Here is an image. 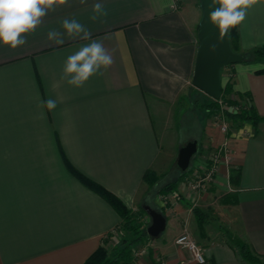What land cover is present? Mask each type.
<instances>
[{"label": "crops", "instance_id": "obj_1", "mask_svg": "<svg viewBox=\"0 0 264 264\" xmlns=\"http://www.w3.org/2000/svg\"><path fill=\"white\" fill-rule=\"evenodd\" d=\"M97 2L108 15L92 21ZM201 17L198 0H67L47 13L23 46L0 45V264H85L105 239H115L121 217L69 166L131 210L149 190L143 181L148 171L170 172L175 142L164 157L154 116L178 106L192 86ZM66 18L83 24L113 60L103 76L79 88L61 78L62 69L90 40L69 38L61 26ZM50 29L63 34V44L47 39ZM238 33L241 52L264 46V0L248 10ZM231 68L235 94H250L263 121L257 131L250 124L235 127L231 163L222 162L200 192L183 183L178 191L213 211L264 264V73H257L264 67ZM49 98L57 101L55 109L38 107ZM207 136L215 149L225 138L212 127ZM232 170L239 173L238 186L230 181ZM230 194L236 202L222 203ZM170 200L164 209L170 234L155 243L152 256L141 253L133 264H195L176 239L193 234L197 220ZM155 203L163 208L159 198ZM203 240L207 264H250L229 237Z\"/></svg>", "mask_w": 264, "mask_h": 264}, {"label": "clouds", "instance_id": "obj_2", "mask_svg": "<svg viewBox=\"0 0 264 264\" xmlns=\"http://www.w3.org/2000/svg\"><path fill=\"white\" fill-rule=\"evenodd\" d=\"M261 0H210L209 21L218 28L221 36L227 34L230 28L241 24L248 10ZM67 0H0V45L16 49L26 43V36L34 34L42 24L49 11L65 5ZM85 3V0H80ZM217 5H219L217 7ZM108 12L100 2L92 6L90 20L96 21ZM69 38L90 40L78 51L69 55L64 63L61 78L73 87H83L93 76H103L112 65V56L99 40L90 39V31L76 19H64L61 24ZM47 39L55 44H63V34L56 29H50ZM38 107L53 110L57 107L54 99L42 100ZM43 116V112L40 114ZM184 130L180 132L181 143L186 141Z\"/></svg>", "mask_w": 264, "mask_h": 264}, {"label": "rangeland", "instance_id": "obj_3", "mask_svg": "<svg viewBox=\"0 0 264 264\" xmlns=\"http://www.w3.org/2000/svg\"><path fill=\"white\" fill-rule=\"evenodd\" d=\"M198 4H199V0H198ZM245 64H250L253 66L256 65L257 67H264V61L257 62V63L249 62ZM231 67L232 66L227 67L222 70V78H223V83L225 86H227L229 83H231V85L234 83L235 76H234L233 69ZM195 89L196 88H194L192 85L190 89H188V91L182 96L178 106H176L175 108L166 106L164 110H162L160 113L162 116L160 114L159 116L155 115L154 119H155L156 129L158 130V135L161 138L162 144L164 146V154H163L164 157L167 156V153H168L167 150H169L175 142V159L173 161L172 168L170 169L171 175L169 176V178L172 176H177V174H179L178 166H176L177 164L176 161L178 159L180 148L185 146L189 142H193L197 140L198 138V153L194 157L192 164L190 168L188 169L189 173H188L187 178L183 182H181L185 184L191 192H193L194 194L195 193L197 194L198 192L202 190L205 184H203L202 187L199 189V188H194L192 183L195 182L196 180H201V178L206 175V171L211 165V160H212L211 158L215 157V155L218 153V151L214 147L212 148L211 144L209 143L210 139L207 136V130H210L211 127L214 129L220 130V126L222 125V123H225V124L227 123L228 128H229V135H230L236 126L234 125V123H232L228 119V117L226 116V113L229 111L234 112V113L239 112L240 107L242 108L245 106H249V101L248 99H244L243 101L240 102V106L238 105L236 107V106H230L229 104H226L225 101H222L220 99L222 101V104L219 103V105L221 106L220 111L209 117L207 116L206 109L204 108L206 103L209 102L208 100L209 97L200 91H199L200 93L197 92V90ZM228 98H231L233 100L234 99L238 100L236 98V95H233V94L229 95ZM190 101H192L193 104L195 105L192 106ZM222 111H224V113H222ZM221 115H224L223 121L220 118L222 117ZM200 119H204V122H205L203 132H201L200 134L196 132L197 134L194 133L193 135H189V133L186 131V128L189 122L194 121L195 126L198 127ZM177 122H179L178 128H177V124H178ZM182 129L184 130L185 137L187 138L184 143H181V140H180V132ZM220 164H218V167ZM217 173L218 172L215 173V176ZM235 175H237V173H235ZM215 176L213 180L215 179ZM197 177H201V178L197 179ZM148 192L142 198V200H140L138 208H136V210H132L137 215V217H139L138 222L141 223L143 227L148 226V225L150 226L151 224V219L149 215L142 214L141 212L142 207L143 208L146 207V206L144 207L143 204H144L146 196L148 195ZM224 197H222L221 200H223ZM158 198L160 199V202L163 205V208L161 209H170L171 203H172L170 202L172 201L170 199H176L173 194H165V195L159 196ZM156 199H155V202H156ZM178 202H180L186 208L191 209V210L193 208H198L196 204L191 203L186 199H183V202L182 201H178ZM185 204H188V205H185ZM207 213H208V218L205 224L200 226L197 222V229L196 231H194L193 234L192 232H189V231H186L184 234L191 235V237L197 242L198 245L205 244V240H203L205 236L209 237V241L212 240L213 238L220 239L221 236L229 237L230 239L235 237V235L230 232L229 228H227L223 223H221L216 218L213 211H207ZM208 224H210V226H207ZM218 233H221L222 235H218ZM169 234H170V230L163 233L161 237H159L158 239H152L151 241L134 246V255L136 253L145 252L144 255H148V257L152 256L153 252L156 251L155 243L157 241H161L163 238H165ZM184 234H181V235H184ZM123 237L129 240L132 239V236L130 233H123L121 232V229L118 230L117 234L114 237L115 239L109 240V243L106 246V248L108 249L110 253H113L116 250L122 249L124 247V245L121 242V239ZM177 239H176V244H177ZM200 248L203 250L202 247ZM203 253H204V250H203ZM160 261L162 260L159 259L157 263Z\"/></svg>", "mask_w": 264, "mask_h": 264}, {"label": "trees", "instance_id": "obj_4", "mask_svg": "<svg viewBox=\"0 0 264 264\" xmlns=\"http://www.w3.org/2000/svg\"><path fill=\"white\" fill-rule=\"evenodd\" d=\"M200 5V4H199ZM239 33H238V25L230 28V44L231 48L235 53L242 54L244 56V62L243 63H249V62H263L264 61V46L260 47L258 49H255L251 52L244 53L240 51L239 48ZM258 74H263L264 69H261L257 72ZM197 90V89H195ZM197 92H199L197 90ZM200 93V92H199ZM236 95L238 96V100H233L231 98H228L229 95ZM251 95L250 94H235L233 84L229 83L227 86L223 83L222 78V101H225L226 104H229L230 106H240V102L244 99H248L249 106L240 107L239 112H227L226 116L228 119L234 123L236 127H240L244 124H250L254 128V130L257 131L259 124L263 121V119L257 114L254 107L250 104L251 101ZM209 102L206 103L204 108L206 109L207 116H212L220 111L221 106L219 105V101H215L209 97ZM192 106V101H190ZM204 119L199 120V126L196 127L194 121H190L186 131L189 133V135H193L194 133H201L204 130ZM196 133V134H197ZM199 137V135H198ZM198 140V138H197ZM177 166V164H176ZM70 172L74 175L75 178H77L82 184L85 185L86 188L90 189L94 193L100 195L104 200H106L119 214V216L122 219V225L120 227L121 232L123 233H130L132 236V239H127L123 237L121 239L122 244L124 247L122 249H118L113 253H110L106 246L109 243V240L111 237H108L102 242V245L100 248L86 261L85 264H133L134 261V246L138 244H142L148 241H151L152 238L148 235L147 229L148 226H142L141 223L138 222L137 215L129 209L117 196L106 190L103 186L89 180L85 176H83L81 173L74 170L71 166H69ZM179 174L177 176H172L170 173H167L162 176H158L153 171H148L144 177L143 181L148 185L149 192L148 195L145 198L143 206H150L152 209L159 211L165 215V210L159 208L156 203L155 199L159 196L165 195V194H173L177 201L183 202V197L178 191V186L181 182H183L187 176V172H182L178 168ZM234 170L231 172L230 181L234 186L239 185V173L235 175ZM232 195H226L223 198L224 204L229 203H235V200H232ZM188 205V204H185ZM193 214L200 226L205 224L208 218V213L203 211L200 208H193L192 209ZM142 214H147L146 210L142 207L141 209ZM148 215V214H147ZM232 242H234V245L239 251V254L241 258L250 263V264H260L261 261L258 257H256L253 252L251 251L250 247L245 244L244 242L240 241L238 238L234 237L231 238Z\"/></svg>", "mask_w": 264, "mask_h": 264}, {"label": "water", "instance_id": "obj_5", "mask_svg": "<svg viewBox=\"0 0 264 264\" xmlns=\"http://www.w3.org/2000/svg\"><path fill=\"white\" fill-rule=\"evenodd\" d=\"M199 4L202 17L199 23V46L192 85L211 99L219 101L222 98V70L242 64L244 56L232 50L230 29L227 34L221 36L218 28L210 23L208 18L210 0H199ZM197 153L198 140L181 147L177 159L178 168L182 172H187ZM144 209L151 219L147 229L148 235L152 239H158L167 229V218L149 206Z\"/></svg>", "mask_w": 264, "mask_h": 264}, {"label": "built area", "instance_id": "obj_6", "mask_svg": "<svg viewBox=\"0 0 264 264\" xmlns=\"http://www.w3.org/2000/svg\"><path fill=\"white\" fill-rule=\"evenodd\" d=\"M219 103L222 104V101L219 100ZM224 113V111H222ZM220 117L222 121L224 120V115H221ZM220 131L223 133L225 136L223 143L220 145L218 149V153L215 155V157L211 158V165L206 171V175L204 177H197V179L201 180H196L193 182V187L194 188H201L203 184L205 183H210L213 181V178L215 176V173L218 171L219 167L218 164L225 162L226 164L231 163V157H232V150L230 148L229 144V128L227 123H222L220 126ZM221 165V164H220ZM219 165V166H220ZM191 184V185H192ZM177 245L182 249L187 251L193 262L195 264H207V260L205 257V254L203 253V250L199 247L197 242L191 237L189 234H184L178 237L177 239ZM144 253V252H141ZM141 253H136L135 256L140 255Z\"/></svg>", "mask_w": 264, "mask_h": 264}]
</instances>
